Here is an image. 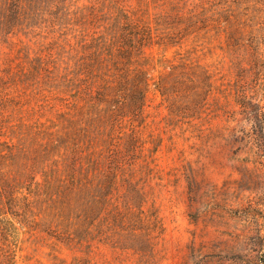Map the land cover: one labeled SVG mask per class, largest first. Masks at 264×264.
<instances>
[{"label":"trees","instance_id":"16d2710c","mask_svg":"<svg viewBox=\"0 0 264 264\" xmlns=\"http://www.w3.org/2000/svg\"><path fill=\"white\" fill-rule=\"evenodd\" d=\"M49 2L3 0L6 33L33 27ZM94 14L75 41L67 37L48 54L28 50L20 68L2 69L0 264H18L19 225L71 249V264H90L96 243L131 251L138 264L158 262L165 226L142 173L162 145L144 136L150 100L160 99L171 125L200 117L211 96L222 106L221 98L233 95L264 139V105L218 83L217 67L190 49L159 58L148 51L182 47L175 38L194 30L212 39L210 48L222 50L224 60H264V0H203L176 21L119 4ZM256 244L264 264V238Z\"/></svg>","mask_w":264,"mask_h":264},{"label":"rangeland","instance_id":"374dc122","mask_svg":"<svg viewBox=\"0 0 264 264\" xmlns=\"http://www.w3.org/2000/svg\"><path fill=\"white\" fill-rule=\"evenodd\" d=\"M2 1L0 77L9 63L18 68L25 64L28 50L32 56L42 51L48 54L58 50L67 37L75 41L76 29L90 25L93 13L99 17L103 9H114L116 4L176 21L177 15L198 8L203 0H49L45 18L11 33L3 28ZM178 35L175 39L182 47L165 51L155 45L148 51L159 58L164 53L179 55L176 49H190L195 59L217 67L218 76L223 77L218 83H228L231 91L241 89L245 94L241 99L247 103L264 105V60L233 62L228 56L224 60V52L211 49L212 39L202 32L189 30ZM260 51L264 55V42ZM259 70L263 71L257 75ZM22 94V99L28 97ZM226 99L221 98V106L211 96L199 111L200 117L179 119L171 125L160 99L149 102L144 136L162 142L150 169L142 172L145 190L159 206L165 226L156 264H262L256 243L264 238V139L258 123L243 112L237 98L229 95ZM13 242L18 264H71L75 255L71 249L57 246L46 232H27L20 225ZM87 259L90 264H138V256L131 251L98 243Z\"/></svg>","mask_w":264,"mask_h":264}]
</instances>
